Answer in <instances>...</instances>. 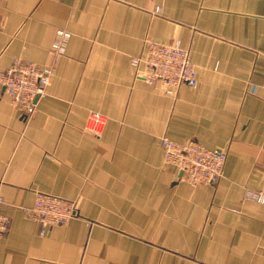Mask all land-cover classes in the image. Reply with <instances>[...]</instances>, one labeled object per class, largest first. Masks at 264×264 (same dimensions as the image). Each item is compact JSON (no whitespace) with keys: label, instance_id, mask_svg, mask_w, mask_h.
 Returning a JSON list of instances; mask_svg holds the SVG:
<instances>
[{"label":"crops","instance_id":"crops-1","mask_svg":"<svg viewBox=\"0 0 264 264\" xmlns=\"http://www.w3.org/2000/svg\"><path fill=\"white\" fill-rule=\"evenodd\" d=\"M149 41L187 49L198 86L147 83ZM17 58L53 75L30 118L0 95V264H264V204L245 197L264 192V0H0V71ZM163 136L226 150L222 178L188 182ZM39 192L77 216L42 235L22 210Z\"/></svg>","mask_w":264,"mask_h":264},{"label":"built area","instance_id":"built-area-1","mask_svg":"<svg viewBox=\"0 0 264 264\" xmlns=\"http://www.w3.org/2000/svg\"><path fill=\"white\" fill-rule=\"evenodd\" d=\"M70 35L65 29L57 30L52 44L56 58L65 53ZM140 62L145 65L143 79L150 84L163 83L168 96H174L182 84L193 88L199 84L190 53L178 41L169 44L149 41L144 55L132 58L134 65ZM52 75L51 67L14 59L8 68L0 71V95L6 93L23 116L30 118L37 112L39 100L47 94ZM101 122L100 116L94 114L90 118L89 129L101 132ZM160 144L165 161L177 168L191 184L213 185L222 178L228 157L226 150L206 147L192 138L175 141L163 136ZM245 197L264 204L262 191H249ZM3 201L0 195V204ZM22 210L39 222L42 235L52 226L68 224L78 214L75 201L42 192L37 193L31 206H25ZM10 224V216L0 212V236L9 231Z\"/></svg>","mask_w":264,"mask_h":264}]
</instances>
